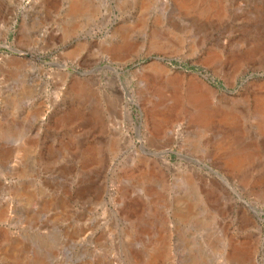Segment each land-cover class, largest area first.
Here are the masks:
<instances>
[{
    "label": "rangeland",
    "instance_id": "rangeland-1",
    "mask_svg": "<svg viewBox=\"0 0 264 264\" xmlns=\"http://www.w3.org/2000/svg\"><path fill=\"white\" fill-rule=\"evenodd\" d=\"M69 2L0 0V264H264V0Z\"/></svg>",
    "mask_w": 264,
    "mask_h": 264
},
{
    "label": "bare ground",
    "instance_id": "bare-ground-1",
    "mask_svg": "<svg viewBox=\"0 0 264 264\" xmlns=\"http://www.w3.org/2000/svg\"><path fill=\"white\" fill-rule=\"evenodd\" d=\"M80 0H70V2L68 3L67 6V14H73L75 11H77V6ZM183 3H187V2H191V0H181ZM25 55H30L28 53H25ZM92 75L91 77H93L95 79V81L98 80V78L96 77V74L94 73V71L88 70L86 72H84L82 74L84 80H88L90 78V76L87 75ZM163 97H165V94L162 93L160 96V99H162ZM188 102H190L193 106L192 109H188L185 110L191 117V120H193L194 122H197L200 125H207L208 123H210L212 116L215 113H223L221 106L217 105H208L207 104V95L205 93H203L200 88L198 87L197 84H192L190 85L189 91L186 95ZM171 100H172V105H171V113L173 115H177L179 114L182 110V104H181V99L179 94L177 93L176 90H174L170 96ZM155 112H150L149 115H154ZM254 114L257 118V122H256V127L259 130H264V94H258L257 95V104L254 107ZM152 124L153 127L155 128H160L162 125V119H156L153 118L152 119ZM248 154V153H247ZM245 153L244 152H240L237 155L236 154H232L228 157V159L225 161V163H227L228 165L231 166H237L239 165L242 160L245 157ZM192 176L188 177V181H191ZM176 198H185V195H176ZM160 250L158 251H154L153 254L151 255V258L148 261V264H154L155 259L160 256Z\"/></svg>",
    "mask_w": 264,
    "mask_h": 264
},
{
    "label": "water",
    "instance_id": "water-1",
    "mask_svg": "<svg viewBox=\"0 0 264 264\" xmlns=\"http://www.w3.org/2000/svg\"><path fill=\"white\" fill-rule=\"evenodd\" d=\"M0 46H3V47H6V48L11 49V50H13V51H16L15 48H13V47H11V46H9V45H6V44H0ZM147 57H150V55H147ZM153 58H154L156 61H159V62L164 63L165 65H168V64L171 62V58H170V57H164V56L157 55V56H154ZM107 66L110 67V68H113V66H111V65H107ZM170 67L173 68L172 66H170ZM176 67H177V68H184V66H183V64H182L181 62H179V63L177 64ZM84 72H86V71L75 70V73L80 74V75H82ZM199 73L201 74V76H202L204 79H207V76H206L205 74H203V73H201V72H199ZM171 164L177 165L176 163H171ZM174 165H172L171 167L173 168ZM198 165H200V164L198 163ZM200 166H201V165H200ZM203 166H206V167L208 168V170L210 171V173L218 175V173H217L216 171H214L211 167H209V166H207V165H205V164H203ZM201 167H202V166H201ZM172 168H171V169H172Z\"/></svg>",
    "mask_w": 264,
    "mask_h": 264
}]
</instances>
